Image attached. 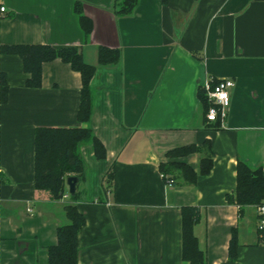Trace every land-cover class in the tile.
<instances>
[{
    "label": "crops",
    "instance_id": "1",
    "mask_svg": "<svg viewBox=\"0 0 264 264\" xmlns=\"http://www.w3.org/2000/svg\"><path fill=\"white\" fill-rule=\"evenodd\" d=\"M118 10L117 0H0V48H75L96 67L86 125L77 121L80 73L56 59L43 64L41 87L31 88L21 57L0 52L8 85L6 102L0 98V264H50L48 249L73 201L67 185L59 201L35 189V132L85 127L105 157L92 144L80 148L78 264H189L185 208L200 213L193 230L205 264H264L256 206L240 215L227 201L239 162L264 173V0H139L129 16ZM83 18L92 27L87 39ZM100 48L118 50L119 61L99 65ZM224 79L235 84L229 111L209 123L199 94ZM205 142L209 175L191 184L171 167L173 183L161 177L160 166L171 163L198 173ZM191 145L200 152L168 156ZM233 231L236 262L229 260Z\"/></svg>",
    "mask_w": 264,
    "mask_h": 264
},
{
    "label": "trees",
    "instance_id": "2",
    "mask_svg": "<svg viewBox=\"0 0 264 264\" xmlns=\"http://www.w3.org/2000/svg\"><path fill=\"white\" fill-rule=\"evenodd\" d=\"M139 0H117L119 10L117 14L129 16L133 13ZM164 3L167 0H163ZM79 11V6L75 9ZM83 30L87 39L92 30L91 23L83 18ZM2 54H13L21 57L24 70L30 75L27 86L40 88L42 85V67L44 63L62 60L71 66L73 71L81 74L82 89L80 107L77 121L88 124L93 107V93L90 88L91 80L96 67L84 62L81 53L75 48L54 49L50 46H3ZM120 52L108 48H100L98 51V64L101 66L111 65L119 61ZM8 85L4 74H0V98L6 102ZM200 100L207 113L209 103L207 94L203 88L199 94ZM92 144L95 155L99 159L105 157V149L102 143L93 135L89 127L85 128H38L35 132V176L34 187L37 191L47 192L52 200L59 201L65 194L66 179L73 175L78 182L84 180L86 168L80 154L83 145ZM206 155L201 159L198 173L190 167L171 163L160 166V171L167 183L172 184L173 178L167 176L170 168L181 170L188 183L194 184L197 176L209 175L213 167V152L209 142L203 144ZM201 147L185 146L168 153L169 157H182L200 152ZM167 168V169H166ZM112 179V174L108 176ZM73 204H66L64 210L68 223L58 227L57 243L48 249L50 264H78V235L85 225L84 216L78 211L74 201L78 194L70 197ZM227 201L239 207L242 215L245 207L259 206L264 204V173L261 169H252L247 164L239 162L237 165V188L234 196H227ZM200 219V213L195 208L182 210V259L189 264H205L203 252L198 247L197 238L194 235V226ZM261 232V231H260ZM264 235V231L261 232ZM238 241L236 232L229 246V260L237 261Z\"/></svg>",
    "mask_w": 264,
    "mask_h": 264
},
{
    "label": "built area",
    "instance_id": "3",
    "mask_svg": "<svg viewBox=\"0 0 264 264\" xmlns=\"http://www.w3.org/2000/svg\"><path fill=\"white\" fill-rule=\"evenodd\" d=\"M4 10V8H1L2 12ZM234 87L235 84L230 79L210 80L205 83L204 89L209 103L206 119L209 123H216L226 118L231 105V91ZM161 177L164 178L163 175ZM256 212L259 224L258 229L262 232L264 231V204L257 206Z\"/></svg>",
    "mask_w": 264,
    "mask_h": 264
},
{
    "label": "water",
    "instance_id": "4",
    "mask_svg": "<svg viewBox=\"0 0 264 264\" xmlns=\"http://www.w3.org/2000/svg\"><path fill=\"white\" fill-rule=\"evenodd\" d=\"M77 183H78V179L75 176H69L66 179V185L68 186L69 194L71 196L75 195V193H76Z\"/></svg>",
    "mask_w": 264,
    "mask_h": 264
},
{
    "label": "rangeland",
    "instance_id": "5",
    "mask_svg": "<svg viewBox=\"0 0 264 264\" xmlns=\"http://www.w3.org/2000/svg\"><path fill=\"white\" fill-rule=\"evenodd\" d=\"M70 176H73V175H70Z\"/></svg>",
    "mask_w": 264,
    "mask_h": 264
}]
</instances>
